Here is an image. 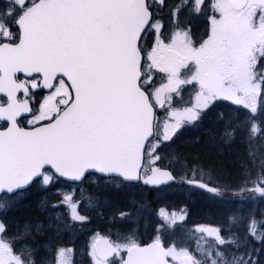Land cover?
<instances>
[{"label": "snow or ice", "instance_id": "obj_1", "mask_svg": "<svg viewBox=\"0 0 264 264\" xmlns=\"http://www.w3.org/2000/svg\"><path fill=\"white\" fill-rule=\"evenodd\" d=\"M39 2L0 0V44L20 42L15 21ZM220 2L139 0L146 14L135 40L141 67L159 42L161 59L185 50L190 77L149 69L142 90L151 100L157 75L163 90L149 105L146 134L134 142L90 145L24 179L0 174V264H81L77 251L87 264H264V0H232L252 9L257 38L250 43L244 32L225 40ZM193 18L203 21L202 35ZM5 27L16 35L9 39ZM169 190L233 206L220 220L200 222L190 199L171 201ZM128 192L134 195L125 203ZM141 229L147 239L138 243ZM68 234L87 237L83 249L68 247Z\"/></svg>", "mask_w": 264, "mask_h": 264}, {"label": "water", "instance_id": "obj_2", "mask_svg": "<svg viewBox=\"0 0 264 264\" xmlns=\"http://www.w3.org/2000/svg\"><path fill=\"white\" fill-rule=\"evenodd\" d=\"M144 19L139 0H71L68 7L41 0L19 19L22 58L47 62L49 84L66 79L74 101L46 126L0 131V174L24 179L90 145H123L146 134L151 101L140 88L135 46ZM160 64L174 76L183 68L171 52Z\"/></svg>", "mask_w": 264, "mask_h": 264}, {"label": "rangeland", "instance_id": "obj_3", "mask_svg": "<svg viewBox=\"0 0 264 264\" xmlns=\"http://www.w3.org/2000/svg\"><path fill=\"white\" fill-rule=\"evenodd\" d=\"M34 4H32V5H34ZM32 5H30V6H32ZM217 17H218L219 21L225 23L224 35H225L226 41H229V40L236 38L241 32H244L247 35L249 43L252 40H255L257 38V33L254 30H252V28H251L252 19H253L251 8L248 7V8H245L244 10L236 11V10H234V8H232V0H221V2L219 4V10L217 12ZM193 20H195V18H193ZM202 25H203V22L200 20H197V26H196L197 28L195 31H200L201 33H203V29L201 28ZM161 49H162V46L158 42L156 48L153 51H151L149 53V56L145 59L144 72H145L146 76L148 77V79L144 80L145 82H143V83L146 85L148 84V81L151 79V74L149 72V69H151V70L161 69L158 65V62L160 60ZM177 52L182 57H185V50L184 49H177ZM149 58L151 59V64L148 63ZM186 63H187V61L185 60L184 65ZM191 73H192V68L186 67L181 78L187 79L190 77ZM153 85L157 86V89L155 90L156 94H155V98H154L155 101L157 102L160 99L161 91L163 90L164 81H161L160 83H153L152 82V87H153ZM64 94L66 97H64ZM59 97H60V99H58ZM70 99H71L70 95L68 93H66L64 91V89H62V90L60 88L57 89L56 93L54 95L49 96L47 99L48 100V103H47L48 110L52 113H56L57 111H59V107H61V106L65 107L70 102ZM56 104H57V107H56ZM173 192H178L181 197L184 196V193L181 190H174ZM173 192L170 190H169V192H167V197L171 201H174L173 200L174 199V193ZM192 197L202 198L203 196L194 193L192 195ZM206 205L207 204L205 203L203 205H200V207H203ZM229 208L230 207L224 203L223 204H213L212 202L209 201V205L207 207H205V209H202L203 212L200 214V217L198 215L196 217L195 210H193L192 216H193V219L199 220L200 222H215L217 220L222 219L224 212ZM220 210L222 211L221 213L219 212ZM71 235L73 237H77V234H75V235L71 234ZM71 235L68 234V235H65L63 237L64 240L66 239L65 242H68V239ZM140 235L145 236V238L147 239V236L143 232V229H141V232L139 234H137L136 238H140ZM75 243L76 242H72L69 245H72L71 247H73L74 246L73 244H75ZM75 249H76V247H75ZM74 258L77 259L78 261H81V264H85L84 254H82L80 251H77Z\"/></svg>", "mask_w": 264, "mask_h": 264}, {"label": "flooded vegetation", "instance_id": "obj_4", "mask_svg": "<svg viewBox=\"0 0 264 264\" xmlns=\"http://www.w3.org/2000/svg\"><path fill=\"white\" fill-rule=\"evenodd\" d=\"M192 24H193L194 33H199L202 35L200 31H195L196 29L195 27L197 25L196 21L195 22L193 21ZM3 34H8L9 39H11L13 36L16 35L15 33H9L7 27L4 28ZM197 39H199V36H197ZM6 44H13V43H6ZM0 77H1V72H0ZM14 80H15L14 90L11 92V94L15 97L16 105L18 107H26V106L31 107V114L26 117H23L19 121V124L22 126H28L29 124L39 125V124L47 123V121H49V115H50L47 107V103H48L47 99L50 94L46 92L45 89L42 87V77L39 76L27 77L20 74V75H16ZM8 104H9L8 97L4 94H0V106L5 107ZM0 124H4V123L0 122Z\"/></svg>", "mask_w": 264, "mask_h": 264}, {"label": "trees", "instance_id": "obj_5", "mask_svg": "<svg viewBox=\"0 0 264 264\" xmlns=\"http://www.w3.org/2000/svg\"><path fill=\"white\" fill-rule=\"evenodd\" d=\"M193 135V133L191 134H188L187 133L185 134V141H188L190 139V137ZM170 191H174V190H170ZM169 192V191H168ZM174 193V201H180V200H184V199H190V202L192 204V209L195 210V213L200 217V214L203 212L202 209H205V207H207L209 205V201L205 198V197H202V198H199V197H190V198H187V197H184V196H180L179 194H177L176 192H173ZM134 193L133 192H128L126 194V196L124 197V202L127 203L128 200H130L132 197H133ZM152 199H157L159 198V195L154 193L153 196L151 197ZM39 197L37 194L35 193H32L30 195V200L32 202H35L36 200H38ZM29 203V200L26 199L24 200L21 205L19 206V214L20 215H24L26 214V209H25V205H27ZM207 204L206 206H203V207H200V205H203V204ZM200 204V205H199ZM229 207L231 204H229ZM209 208V207H208ZM28 211H31V210H28ZM220 213L222 212L221 210L219 211ZM102 226V225H101ZM71 235V234H69ZM141 237V240L142 242H144V240H146V238L143 236V235H140ZM87 239V237L83 236V235H80V234H77V237H73L72 235L69 237L68 239V247H71L72 245H69L70 243L72 242H76L75 244H73L77 250H81L83 249V246L85 244V240ZM66 241V239L64 240ZM84 260H85V264H87V260H88V256L86 254H84Z\"/></svg>", "mask_w": 264, "mask_h": 264}]
</instances>
